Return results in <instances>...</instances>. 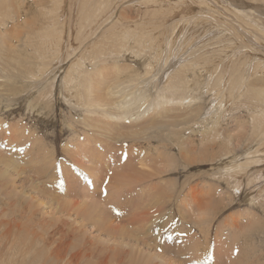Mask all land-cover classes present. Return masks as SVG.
<instances>
[{"label":"rangeland","instance_id":"1","mask_svg":"<svg viewBox=\"0 0 264 264\" xmlns=\"http://www.w3.org/2000/svg\"><path fill=\"white\" fill-rule=\"evenodd\" d=\"M6 1L8 4H5L8 8H4L7 9L6 12H10L16 19L21 15V23L18 22L19 30L10 27L15 24L14 19L0 26L1 37H6L4 42L14 33L12 28L20 31L21 24L23 25L26 20L36 22L39 28L44 22L50 23V20L41 14L42 7L44 13L56 12L55 17L61 16L60 21L66 19L67 22L66 29L64 26L66 30L64 36L61 33L51 37L49 33L47 36L51 40L47 41L46 45L37 43L33 51L30 48L26 51L24 42H21L20 50L24 49L27 52L28 61L31 62L27 65L28 72L24 68L19 72L21 67L18 69V64L9 63L6 68L4 66L7 64H0V184H6V187L0 188V205L10 213L7 215L8 218L14 217L11 210L20 213L21 203L25 201L30 203L33 209L42 211V216L48 218L52 215L62 216L56 213L55 207L58 204L53 202L54 205L50 206L45 194L38 193L33 185H30L36 180V184L45 189V185L31 167L33 164L30 166L27 163L31 160L28 150L38 138L39 142L54 152L55 162L60 169L59 179L54 180L59 183L71 177V182L68 181L76 188V193L71 197L65 198L63 195L62 197L76 204L87 205L86 208L98 204L108 214L114 211L115 215L111 213L113 215L111 225L115 228L123 226L128 228L130 224L129 217H118L130 210L127 206L130 202L135 205L129 190L148 183L146 193L154 192L158 187L161 194L155 191V197L166 198L164 200L167 203L164 200L161 203L159 201L160 205L164 202L161 209L165 211L160 209L163 213L159 217L155 216L153 224L151 223L154 225L153 228L162 226L160 231L155 229V232H151L155 233L153 239L157 240L155 237L163 235L162 239L167 240L172 247L178 244V239L177 247L189 245L186 241L188 238L186 233H189V230L187 228L182 230V227L188 226L186 222L191 220L190 216L197 215L199 210H206L209 211L207 215L212 228L209 241L214 247L212 254L207 252L210 257L218 253L224 254L228 264H236L234 261L237 260L242 264H264V158L257 166L249 169V175L244 171L230 177L223 171L226 168L225 163L229 160L240 165L242 162L245 163L249 156L251 159L261 156L262 153H255L257 150L264 151V100L246 99L240 90L242 88L244 91L243 86L234 90L232 93L234 95L230 97L226 94L230 87L229 83H232L236 76L245 77L243 83L253 81L257 88L264 89V26L262 27L260 23V18L264 19V8L262 7L261 13L256 9L257 6L264 5V1L43 0L42 3L39 0ZM6 1L0 0V4ZM84 14L94 16V24L83 31L89 33L88 35L76 38L78 33L76 30H79L77 25L80 26L79 21ZM47 36L43 34V39L48 40ZM15 38L16 36L8 41L11 44V51L17 46L18 40ZM0 54V58L6 59L5 49H1ZM194 57H197L196 60ZM191 58L195 62H201L199 69L202 74H205L201 69L204 66L211 76L210 78L202 76L201 79L198 76L202 86L201 91L195 95H198L200 100L192 104L188 101L165 104L167 101L162 100L165 102L161 107L146 111L134 120L111 121V124L118 126L112 130L115 131L113 139L103 136L100 130L87 128L82 122L88 118L86 113L91 111L88 108L92 107L88 106L91 101L89 96L91 90L85 81L90 79L89 82L92 83L94 67H106L102 72L103 82L100 86L107 102L122 100L120 95L130 89L127 86L138 92H147L150 99H157L159 95L171 97L173 94L166 90L175 87L179 77L183 79L184 86L191 88L193 78L189 71L195 65ZM103 60L106 62L102 64ZM113 66H119L122 76L116 77L117 71ZM12 71L16 76L12 75ZM129 73V77L132 75L131 79L123 82ZM22 76L25 77L21 78ZM96 76L99 78V75ZM16 80H21L22 83L15 85ZM216 80V87L211 89L209 83L213 84ZM113 86L117 87L113 88L114 91L123 92L115 96L107 95L108 88ZM185 92L190 94L189 96L193 94L191 90ZM223 93L225 94L222 95ZM167 110H170L166 114L168 117L170 115L190 117L198 123L187 125L179 135L186 143V149H179L178 139L172 138L169 133L171 128L167 130L157 126L161 120H168L160 116ZM98 111L100 112V109ZM100 115H87L89 123L96 122L101 124L99 127L105 128L106 126L102 124L106 120ZM257 122L260 125H257ZM253 124H256L258 130L254 129ZM213 126L229 143L228 150L221 149L223 141L218 137L205 142L204 131L206 127L210 129ZM137 133L138 136H134ZM74 154H78L86 166L97 168L101 181L91 177L89 171H81L80 166L74 161ZM228 154L229 158L226 156ZM93 157L97 161H91ZM9 159H13L21 169H24L20 176L16 174L10 162H7ZM124 165H127L126 169L131 172L126 181L128 186L123 185L125 189L117 191L113 186L114 178H119L123 173ZM7 169L9 177L6 179L3 172ZM136 169L148 175H140ZM247 175L250 176L252 183ZM68 181H65L66 184ZM95 187L96 191L92 193ZM56 190L60 192L58 188ZM166 190H169V193ZM250 194H253V203L248 201ZM8 195L14 197L12 201L9 199L7 201ZM9 202H12L14 207H9ZM117 203H126L123 212H115L119 206ZM110 207L114 210L110 211ZM180 209L187 218L186 221L181 222ZM155 212H158L157 209ZM75 214L71 220L80 222L81 219ZM178 222L183 224L176 227L175 224ZM79 232L75 243L82 239L96 242V237L101 240V243H95L97 247L94 257L97 258L104 253L102 246L105 244L109 249L113 246L112 243L117 246L121 244L120 239L116 241L105 234L101 235L93 223H89L86 229ZM109 239L110 242H103L101 246L102 240ZM123 243L128 245L126 251H132V248L137 246L138 252L145 257L160 256L155 264H162L163 260L168 264H180L175 254L166 252L165 248L164 251L162 248L160 250V246L156 251L136 245L128 239ZM168 243L161 247L169 245ZM204 254L201 257L209 259V256ZM207 258L205 260H208ZM10 261L11 259H6L0 264H11ZM15 261L17 264H33L35 260L17 258ZM36 262L52 263L45 260L40 262L37 258Z\"/></svg>","mask_w":264,"mask_h":264},{"label":"bare ground","instance_id":"2","mask_svg":"<svg viewBox=\"0 0 264 264\" xmlns=\"http://www.w3.org/2000/svg\"><path fill=\"white\" fill-rule=\"evenodd\" d=\"M42 1L43 0H39L40 3H42ZM256 1H264V0H256ZM260 3H262V2H260ZM3 4H0V26L2 24L5 25L6 22L10 21L11 19L12 20L14 19L15 24L14 25L12 24V26H10V27H13V28H16L17 30H19L17 28V26H19L18 22L21 21V19H20L21 15L19 16L20 18H18V19L12 17L11 13L6 12L7 9L6 10L4 9V8H8L5 5V4H7V1ZM86 4H87V2H86ZM258 4H259V2H258ZM10 5L12 6V4H10ZM262 7L264 8V5H259L256 7V9L261 13ZM2 9H4V10H2ZM61 9H62V7H61ZM42 10H44V7H42ZM42 10H41V14L43 16H45L46 18H48L50 20L49 21L50 23L44 22V24H42L39 28V26H37L38 24L36 22L26 20L23 23V25L21 24L22 29L20 31L17 32V31H15V29L12 28L14 33L12 34V36H10L7 39L6 42H4L6 40V37L5 36L1 37V35H0V53H1V49H5L6 55H7L6 59L0 58V64H2V63L7 64L4 66V68L8 67L9 63H14V64H18L17 65L18 69L21 67L19 69V72L22 70V68H24L26 70V72H28L27 71V65H28V63H31V62L28 61L26 51H28L29 48L32 49V51L35 50L33 48L37 43L38 44L40 43L41 45H46L47 41L51 40V38H49L47 36L49 33H51V37H55L57 34H61V33H62L61 35H63L65 33V31H66L65 29L67 26L66 19H65V21L61 22L60 21L61 16L55 17V15L57 16L56 12L54 13L52 11L51 13H44ZM15 12H16V14H18L17 11H15ZM80 13H81V11H80ZM86 13H87V11H86ZM19 14H20V11H19ZM85 14L82 15L81 20L79 18L80 26L77 25L79 27L78 28L79 30H76L78 32V33L76 32L77 33L76 38H80V37L88 35L89 33L87 34V33H84L83 31L85 29H87L89 26L91 27V25L94 24V16H89V15L86 16ZM92 15H94V14H92ZM253 15H255V14H253ZM255 17H257V16L255 15ZM260 20H261V22H260L261 26L263 27L264 21H262V20H264V19H262V17H261ZM64 26H65V29H64ZM256 26H257V24H256ZM43 34H45L47 36L48 40L43 39ZM15 36H16L15 39L18 40V41L15 40V41H17V46H15L14 48L12 47L13 51H11V44L9 42L11 41V38L15 37ZM22 41L24 42V46H25L26 51H24V49L20 50L21 49L20 44ZM192 58L190 60L192 63L194 62L193 64H195V65L193 66V69L189 71V72H191V74H192L191 77L193 78L191 88L187 85L184 86L183 85V83H184L183 79L181 77H179V79L177 81V85L175 87L172 86V89H170L172 91L166 90L167 92H171L173 95H170L171 97H168V96L166 97L165 95H159V97L157 99H155V98L150 99V95L147 92H145V93L144 92H138V91H135L133 89V87L131 88V87L127 86V88H130L131 90L129 89L128 92H126V90H125L124 92H126V93H123L122 95H120L122 100L115 101L113 103L107 102L105 95L101 91V86H100V85H102V82H103V81H101V77H103L102 72L104 70H106V67H103V66L102 67L101 66L94 67L95 70H94L93 76L91 78V80H93L92 83L89 82L90 79H87L85 81V83L89 86V88L91 90L90 95H89L91 97V101L89 102L88 106L92 105V107L88 108L91 111H88L86 114L87 115L101 114L100 116L105 118V120H106V122H104L102 124V126L105 125L106 127L105 128L99 127L98 125H101V124H98L96 122H94V123L92 122L93 124L89 123L90 119H89V116H87V115H86V117H88V118L84 117L85 118L84 121H82V120L81 121L84 122V124L86 125L87 128H89V129L93 128L94 130L95 129L100 130L99 132L103 136H106L110 139H113L112 138V137H114L113 132H115V131L112 132V130L117 128L118 126L113 125V123L111 124V121L134 120V119L140 117L146 111L161 107L165 101H167V102H165V104H171L172 102H175V101H178V102L179 101H182V102L188 101V103L192 104L193 102L200 100V97L198 95L197 96L195 95L198 93V91L201 89V86H202V82L200 79L202 76H205L208 78H210L211 76H210V72L206 71L207 69L205 70L204 66L201 69H202V71L205 72V74H202L201 70L199 69V67H200L199 64L201 62H199V61L195 62L192 60ZM196 58L194 57V60H196ZM105 62L106 61L103 60L102 64ZM113 67L117 71L116 72L115 69L113 70L117 73L116 77L122 76V74H121L122 72L120 73L121 70H120V68H118L119 66H113ZM111 69H113V68H111ZM127 71H128V69H127ZM138 73H135V74L138 75ZM12 75L16 76L13 71H12ZM96 75H99L98 76L99 78H97ZM129 76H130V73L126 75V79L123 80V82L131 79L132 75H131V77H129ZM198 76L200 77V79ZM17 77H19V76H17ZM24 77L25 76H22L21 78H24ZM26 78H29V77H26ZM244 79H245V77H243V76H236L235 78H233L232 83H229L230 87H229V89H227L226 94L229 95V97H230L231 95H234V94H232L234 90H237L241 86H243L244 91L242 90V88L240 89L244 93V94H242L243 97H246V99H248L250 101L264 100V89L263 88H260V89L257 88L258 86L256 84H254L253 81L250 83L249 82L243 83V82H245ZM20 83H22L21 80H16L14 84L19 85ZM170 84L175 85L173 83H170ZM209 84H211V85H209V87L212 86L211 89H214L217 85V80L213 84H212V82H210ZM117 87H119V85H117ZM117 87H114V86L109 87L106 94L109 96L110 95L115 96V95L121 94V92H123L121 90H120L121 92L114 91L113 88L116 89ZM168 88H170V87H168ZM186 90H191L193 92V94L191 96H189L190 94L188 95L185 92ZM224 94L225 93H223L222 95H224ZM240 94H238V95H240ZM227 95H226V98H227ZM217 96H215V97H217ZM221 98H223V97H221ZM162 100H165V101L163 102ZM244 102H246V100ZM99 103H101V104H99ZM100 107H102L103 109H101ZM256 107H258V106L256 105ZM98 108L100 109V112L98 111L99 110ZM92 111H94V113ZM168 111H170V110H167V111L163 112L164 113L163 115H160L162 119H168V120L167 121L161 120V122H159L157 124V126L164 127L167 130H169L171 128V130H169L170 131L169 133H171L172 138L176 137L178 139L177 145L179 146L180 150H183V148H185L186 143L183 142V140L181 139V137H179V135L184 131V128L187 125L198 124V123H196V121H194L190 117H183V116H179V117L174 116L173 117L171 115H170V117H168V115L166 116ZM218 116H220V115H218ZM217 122L218 121L215 122V125H217ZM258 123L259 122H257L256 124L260 125V123L259 124ZM256 124L255 125L253 124L254 125L253 127H254V129L258 130V127L256 126ZM151 126H154V125H151ZM206 128H207L206 131H204L205 142H207L211 138H217L218 137L220 140L223 141L222 144L220 145L221 149L228 150L227 148L229 146V143L227 142V140L224 138L223 135L221 136L220 133H217L216 127L213 126L210 129H209V127H206ZM18 131L19 130H17V132ZM260 131H261V129H260ZM16 135H20V134H16ZM134 136H138V133ZM263 138H264V136H263ZM263 138H262V140H263ZM28 139H30V138H28ZM16 140H19V139H16ZM35 140L36 141H33L34 144H32L31 148L28 150V152H29L28 155H30L31 160H29V162H27V163H28V165H30V164L34 165V166L33 165L32 166L30 165V166L35 171V173L38 174L39 180L41 181V183H43V185H45L46 190L44 189V187L43 188L39 187L40 185L38 186V184H36V180L31 182L30 185H33V187L36 189V191L38 193H40V194L44 193L45 194V196L49 200L48 204L50 206L54 205L53 202L58 204V206L55 207L56 213L62 214V216L57 217V216L52 215V217H50V218L42 216L41 215L42 211H39L38 209H33V207L30 206V203L28 204L25 201L24 203H21L20 209H22V211H20V213L18 212L19 213L18 214L17 212L11 210V212H14V217L10 216V218H8L7 215L10 213L7 212V209L5 207L0 205V262L5 261L6 259L7 260L11 259V261H10L11 264H17V262L15 261L17 258H21V259L30 258L32 260H35L33 264H37V262H36V258H37L38 261H40V262L45 260L46 262L47 261L52 262L51 264H83V263L84 264H155L154 262L160 256H158V255H155L154 257L143 256L140 252H138V248L136 246V245H142L147 249L152 248L153 250H156V251L159 250L158 249L159 246H160V250L163 249V251H164V248H165L166 252L175 254V256L177 257L176 259H178L180 261V264H228L229 263L228 260L225 261L224 254L218 255V253H214V255L211 256L212 257L211 258L210 255H208V253H207V252H209V254H212L214 247L212 246L211 241H209L211 239L212 228L210 225V220H209L208 215H207V214H209V211H206V210H199L197 215H195V216L193 215V217L190 216L191 220L186 222V223H188V226L182 227V230L185 228H187L189 230V233H186L188 236L186 241H187V244H189V245H187V246L185 245L184 247H181L179 245L181 248L179 246H178L179 247L178 248L176 246L179 244V241H178L179 239H178L177 240L178 244H175L174 247H172L173 245L168 243L167 240L162 239L163 235H161L162 237L161 236L155 237V238H157V240L153 239L155 236V233L152 234L153 232H155L154 230L155 229L159 230L162 228V226L159 225L157 228H153L154 225H152L153 224L152 222L154 221L155 216L159 217L163 213L161 211H165L164 209H161L162 208L161 206L164 205L163 204L165 202L164 199H166V198L163 199V198L158 197V196L155 197L154 192L160 191V188H158V187L154 189L155 191L153 190L154 192L148 193V191H147V193H146L145 190L149 187L148 183H144L142 186L140 185L137 187H132L131 188L132 190H129V191H131L130 194H132V196H133L132 197L133 200L132 199L131 200L135 201V202H133V203H135V205L134 204L132 205L130 202V205H127L130 208L129 211L127 210V212L129 214H127V212H124L123 215L120 214L118 216L121 218L122 217H126V218L129 217L131 225L128 224V228L124 227V226L115 228L114 226L111 225V219L113 218V215H111V213H113L114 211L111 212L110 214H108L107 212L105 213L106 210L102 206H101L102 207L101 208L98 204H93V205H90L88 208H86L87 205L76 204V203H73L72 201H68L69 199L66 200L65 198H69V197H71V195L73 193L74 194L76 193V188L69 183V181L71 180V177L70 178L65 177L66 178L65 181L69 180L67 182V184L64 180L59 182V183L56 180H54V179H57V180L59 179L58 174L60 172L59 166L55 162L56 158H55V156H53L54 152L50 148H47L43 143L39 142L38 138ZM260 149H261V147H260ZM186 151H188V150H186ZM255 153L256 154L262 153V155L255 158V159H251L249 156L247 161L245 163L242 162L240 165H238V162L233 163V160H229V162L225 163L226 168L223 169V171H225L224 172L225 175L226 176L227 175L228 176L238 175L239 173L244 172V171H246V173L248 174L249 169L254 167V166H257V164L260 163L264 158V156H263L264 151L257 150ZM73 156L75 158V160H74L75 163L78 166H80L79 168L81 169V171H83V172L89 171V173L92 174L91 177H93V178L95 177L96 180L101 181L100 174L97 171L98 170L97 168L95 169L92 166L91 167L86 166L85 165L86 163L81 161V158L78 156V154H74ZM226 156L229 158V154ZM92 160L97 161V159H95V157H93V159H91V161ZM7 162H10V164L13 166L14 171L19 176L22 174V172H24V169L23 168L21 169L18 166L17 162L14 161L13 159H9ZM126 166L127 165H124L123 173H121L119 178H114L113 186L115 189H117V191H119L121 189L124 190L125 187L123 185L128 186L126 181H127L128 174H131V172L128 169H126ZM65 170H66V168H65ZM137 172H138V174L143 175V176L148 175L146 172H144L143 174L140 173V170H137ZM8 173H9L8 169L3 172L4 177L6 179L9 177ZM34 179H36V176L34 177ZM111 180H113V178ZM248 180L250 181V183H252L250 176H248ZM39 182H37V183H39ZM48 182H50V183H48ZM94 183L97 186L96 182H94ZM63 184H66V185L63 186ZM5 185L6 184H0V188H4ZM157 186H160V185H157ZM249 186H250V184H249ZM57 188H58V190H60V192H57V190H56ZM31 189L33 190V188H31ZM109 189H111V188H109ZM54 190H56V191H54ZM95 191H96V187H95V190L92 191V193H95ZM166 191L169 193V190H166ZM121 193H120V195H122ZM158 193L161 194L160 192H158ZM162 193H163V191H162ZM130 194H129V196H130ZM246 194H248V193H246ZM62 195L65 198H63ZM252 195L253 194H250L248 197V201H250L249 203L254 202V197ZM12 198H14V197L13 196L7 197V201L11 200ZM127 199H129V198H127ZM163 200H164V202L160 205L159 201L161 203V201H163ZM3 201L5 202V200H3ZM122 201L126 202L123 199H122ZM9 204H10L9 207H12V206L14 207V204H12V202H9ZM118 205H119L118 210L116 208L115 212H119V213L123 212L125 209L124 207H126V203H122V204L119 203ZM7 206H8V204H7ZM112 207L115 208L114 205ZM154 207H155V209H154ZM114 208L113 209L111 208L110 211L114 210ZM127 209H128V207H127ZM156 209L158 212H155ZM160 209H161V211H160ZM74 214L79 219H81L80 222L79 221L76 222V221L71 220V218ZM113 214L115 215V213H113ZM179 214L181 216L180 218L182 219V220L180 219L181 222L187 220V218L184 216L182 209H180ZM127 220L128 219H126V221ZM126 221H125V223H126ZM181 222H178V224H175L176 227H180L183 224ZM89 223H93L94 227L97 228V230L101 233V235L105 234V235L109 236L111 239L116 240V241H118V239H120L121 244L117 246V244L112 243L113 246L110 245L111 247L109 249L108 245H106V244H105V246H102V245H103V242L107 243V242H110L111 240L110 239L108 241L102 240L101 246L104 250V253H101L102 256L100 255V258L94 257L95 256L94 255L95 249L97 247L95 243H101V240L98 237H96V240H95L96 242H93V240H91V239L88 241H85L84 239H82V241H80V242H76V243L74 242V240L76 241L77 238L79 237V234L77 232H79V230L86 229V226ZM125 226H127V225H125ZM130 226L132 228H130ZM177 229L178 228H176L175 230L177 231ZM182 230H180V231L182 232ZM188 230H186V231L188 232ZM219 230H221V229L219 228ZM176 231H175V233H176ZM180 231H178V232H180ZM237 233H238V231H237ZM159 234H162V233H159ZM231 238H232V236H231ZM127 239L129 241L136 243V245H135L136 248H132V251H126V245L127 244L124 245L123 242H125ZM70 240H72L73 242ZM161 241H162V244H161ZM166 242L169 245L161 247V245L166 244ZM181 243H183V242H181ZM183 244H185V243H183ZM135 246H133V247H135ZM204 253L205 254L207 253V255L209 256V259L207 257H203V258L201 257V255ZM207 255H205V256H207ZM175 256L173 258H175ZM206 258L208 260H205ZM222 259H224V261H222ZM230 262H231V260H230ZM234 263L242 264V262L240 260H237V262L234 261ZM162 264H168V263H166L163 260Z\"/></svg>","mask_w":264,"mask_h":264}]
</instances>
